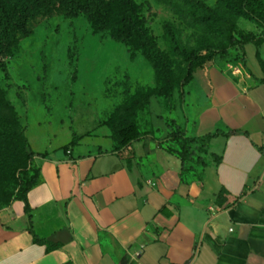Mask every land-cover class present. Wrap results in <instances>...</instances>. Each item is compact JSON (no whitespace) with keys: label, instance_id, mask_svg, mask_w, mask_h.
Returning <instances> with one entry per match:
<instances>
[{"label":"crops","instance_id":"0c3cea01","mask_svg":"<svg viewBox=\"0 0 264 264\" xmlns=\"http://www.w3.org/2000/svg\"><path fill=\"white\" fill-rule=\"evenodd\" d=\"M243 52L186 85L187 155L160 129L38 157L29 212L0 211V264H264V36Z\"/></svg>","mask_w":264,"mask_h":264},{"label":"rangeland","instance_id":"374dc122","mask_svg":"<svg viewBox=\"0 0 264 264\" xmlns=\"http://www.w3.org/2000/svg\"><path fill=\"white\" fill-rule=\"evenodd\" d=\"M200 1L205 11L180 0H134L151 42L168 60L161 76L140 51L96 33L84 14L32 16V34L0 57V210L25 174L33 175L36 159L56 156L75 135L93 132L100 137L92 142L109 147L103 136L112 134L106 124L118 110H134L139 136L160 129L167 138L184 136L188 78L202 65L232 63L237 44L264 36L241 0ZM168 27L181 54L168 46Z\"/></svg>","mask_w":264,"mask_h":264},{"label":"trees","instance_id":"16d2710c","mask_svg":"<svg viewBox=\"0 0 264 264\" xmlns=\"http://www.w3.org/2000/svg\"><path fill=\"white\" fill-rule=\"evenodd\" d=\"M180 1L202 11L208 8L200 0ZM240 6L249 18L260 23L264 28V0H241ZM59 13L69 18H75L79 14H84L92 23L96 33L108 34L115 40L140 51L153 66L158 76H161L165 68L168 67V60L163 57L161 51L151 42L139 17L140 9L134 0H0V57L9 55L11 49L18 45L20 39L32 34L29 21L32 20L34 14L50 17ZM207 18L212 19V14H207ZM166 40L173 54H181L178 41L170 27L166 29ZM252 40H248L247 42ZM245 43L237 44L239 51L236 53L235 60L232 63L244 62L243 45ZM193 75L188 78L187 84L193 78ZM262 83L264 84V79ZM134 119V110L130 107L118 110L114 118L106 124L112 131L116 150L126 148L134 140L141 137L138 135ZM115 131L117 135H115ZM234 133L236 132L230 131L227 135ZM77 139L78 136L75 135L70 146ZM174 139L178 142L180 153L186 155L189 153L190 144L198 140L194 138L184 139L183 136ZM33 172L32 176L29 173L25 174L24 184L19 187L18 194L13 199L23 201L26 212H29L27 194L40 179L39 168L36 167ZM13 200L8 196L4 208H7ZM34 241L38 244L48 245V250H53L57 247L38 238L36 235H34Z\"/></svg>","mask_w":264,"mask_h":264},{"label":"built area","instance_id":"2783aa9c","mask_svg":"<svg viewBox=\"0 0 264 264\" xmlns=\"http://www.w3.org/2000/svg\"><path fill=\"white\" fill-rule=\"evenodd\" d=\"M250 193H251V191H247V192L244 194L243 197L248 196V194H250Z\"/></svg>","mask_w":264,"mask_h":264}]
</instances>
